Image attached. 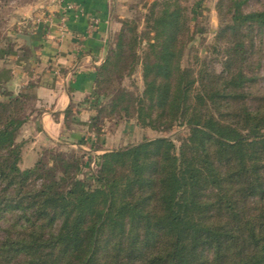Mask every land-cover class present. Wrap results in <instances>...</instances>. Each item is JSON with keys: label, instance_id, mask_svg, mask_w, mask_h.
I'll list each match as a JSON object with an SVG mask.
<instances>
[{"label": "trees", "instance_id": "1", "mask_svg": "<svg viewBox=\"0 0 264 264\" xmlns=\"http://www.w3.org/2000/svg\"><path fill=\"white\" fill-rule=\"evenodd\" d=\"M174 5L152 19L142 95L121 91L112 110L154 128L190 124L189 148L179 154L157 137L108 151L90 188L64 158L61 175L39 173L40 162L21 169L16 141L27 117L16 119V100L0 102V264H264V115L250 140L237 124L192 112L195 79L181 64L185 21ZM237 18L264 25V10ZM244 77L232 78L231 98Z\"/></svg>", "mask_w": 264, "mask_h": 264}, {"label": "rangeland", "instance_id": "2", "mask_svg": "<svg viewBox=\"0 0 264 264\" xmlns=\"http://www.w3.org/2000/svg\"><path fill=\"white\" fill-rule=\"evenodd\" d=\"M57 2L59 0H0V102L17 101L11 107L17 120L28 118L38 110L35 95L30 91L14 95L6 87L1 73L6 69L16 39L23 38L22 34L30 35L33 21L38 22L39 14L45 15L47 6ZM166 2H170L172 8L176 7L175 3L179 5L181 18L185 21L181 33V64L195 79L192 93L196 106L192 112L200 116L211 113L216 118L237 124L244 135L252 138L248 136L253 134L251 128L258 126V115H264V25L244 21L237 18V14L264 10V0H120L112 3L109 62L106 68H101L92 93L84 101L94 110L91 139L82 147L68 145L41 149L38 162L47 171L39 173L48 175L49 169L57 168L61 175L64 158L73 167L79 166L77 177L85 180L88 187L95 188L99 184L101 157L108 152L96 150L102 148L101 144L107 143L104 149L112 151L146 139L167 137L175 143L179 154L182 147L189 148L186 144L192 132L190 124L177 122L168 129L154 128L143 124L135 114L127 116L119 107L112 110V102L121 91L142 95L148 39L155 35L152 19ZM239 71L244 73L245 81L237 88L239 96L234 99L228 93L233 88L231 80ZM197 94L204 96L205 101L196 102ZM245 110L255 116L250 123H246ZM24 143L21 139L16 141L21 159ZM256 154L258 156V150ZM211 156L217 157L213 145ZM75 170L76 167L70 174L75 175ZM42 181L38 180L36 184ZM256 201L249 204L250 214L258 213Z\"/></svg>", "mask_w": 264, "mask_h": 264}, {"label": "crops", "instance_id": "3", "mask_svg": "<svg viewBox=\"0 0 264 264\" xmlns=\"http://www.w3.org/2000/svg\"><path fill=\"white\" fill-rule=\"evenodd\" d=\"M114 1L59 0L33 21L28 39H16L1 76L14 95L32 92L38 107L20 130L22 169L36 165L43 148L91 139L94 110L84 101L109 53Z\"/></svg>", "mask_w": 264, "mask_h": 264}, {"label": "water", "instance_id": "4", "mask_svg": "<svg viewBox=\"0 0 264 264\" xmlns=\"http://www.w3.org/2000/svg\"><path fill=\"white\" fill-rule=\"evenodd\" d=\"M22 37H23V38H26V39H28V38H29V36H28V35H24V34H22Z\"/></svg>", "mask_w": 264, "mask_h": 264}, {"label": "built area", "instance_id": "5", "mask_svg": "<svg viewBox=\"0 0 264 264\" xmlns=\"http://www.w3.org/2000/svg\"><path fill=\"white\" fill-rule=\"evenodd\" d=\"M97 24V20H94L93 24H92V27Z\"/></svg>", "mask_w": 264, "mask_h": 264}]
</instances>
